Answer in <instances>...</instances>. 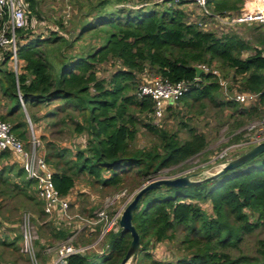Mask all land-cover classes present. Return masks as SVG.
I'll list each match as a JSON object with an SVG mask.
<instances>
[{
    "label": "trees",
    "instance_id": "trees-1",
    "mask_svg": "<svg viewBox=\"0 0 264 264\" xmlns=\"http://www.w3.org/2000/svg\"><path fill=\"white\" fill-rule=\"evenodd\" d=\"M25 2L26 25L16 31L17 74L11 67L9 49L0 50V88L7 100L6 113L0 120L8 121L12 133L23 142L28 139L25 112L31 122L50 118L52 126L69 129V146L49 140L43 153L53 171L54 187L63 198L81 175L91 186L119 189L131 173L156 176L164 169L185 166L205 151L206 136L182 117L175 131L153 122L151 97L137 95L146 73L187 84L186 91L165 112L178 105L189 113L195 103L203 107L205 102L229 107L241 117L264 108L263 33L252 34L253 42L236 33V27L216 34L204 28V20H188L183 8L187 2L96 0L89 2L88 10L70 29L64 27L62 18H54L55 29H50L47 36L35 35L31 17L36 14L40 19L38 0ZM163 2L167 4L160 7ZM244 3L207 0L206 8L224 15L239 12ZM87 33L99 44L88 42L75 50L76 42ZM110 62L116 63V68L108 78L100 76L101 65ZM195 65L231 70L239 90L255 94L256 100L244 105L247 108H239V103L231 99L218 103V79L210 71L196 77ZM43 107L50 108L40 118L35 110ZM140 127L157 138L153 145H134ZM180 129L186 130L187 137H179ZM239 137L234 135L235 139ZM9 158L11 164L1 165ZM0 165V208L4 199L20 193L36 216L46 215L36 195L35 181L26 178L9 151L0 153ZM202 203L210 205V213ZM48 222L38 226L41 238L45 227L56 242L73 234L74 230L61 220L59 210ZM132 224L139 247L129 264H264V237L256 238L253 250L242 248L247 236L264 232V152L214 180L149 190L139 200ZM101 228L102 223H98L89 232L84 229L81 242L95 240ZM15 235L7 245L20 248L16 241L21 240V233ZM130 240V234L117 224L103 236L105 249L72 254L67 264H118ZM162 242L175 243L176 254L155 258L152 249ZM45 243L50 242L46 238L44 242L35 241L39 258L44 257Z\"/></svg>",
    "mask_w": 264,
    "mask_h": 264
},
{
    "label": "rangeland",
    "instance_id": "rangeland-1",
    "mask_svg": "<svg viewBox=\"0 0 264 264\" xmlns=\"http://www.w3.org/2000/svg\"><path fill=\"white\" fill-rule=\"evenodd\" d=\"M95 1L96 0H38L36 8L40 12V19L39 16H36V14H33L31 17V24L32 26H35V28L33 29L34 34L47 36L50 32V29H55L54 18H62L64 21V27L66 29H70L72 23H75L78 17L82 18L85 11L88 10L89 2L93 4ZM153 3L154 2H150L149 4L152 5ZM166 4V2H163L161 3L162 6L160 7H163ZM133 7H138V5H134ZM183 8H185L186 12L188 13L189 21L199 23L204 20V23H202V25L206 26L204 28L213 30L216 34L224 33V31L221 29V27L223 28V26H215L214 21L206 16L205 11H208L207 8L202 9L199 6L191 3H186ZM90 18L91 17H89V19ZM77 24H79V22H77ZM230 28L231 27L228 28V31H231ZM235 32L253 42L252 34H264V25H242L236 28ZM88 42H91L95 46L99 44L95 39H91V37L87 33L85 34V38L76 42L74 47L75 50H78L81 44H85ZM116 66V63L114 64L111 62L101 65L100 76L108 78L116 68ZM213 69L217 68L213 67ZM217 70L220 77H216V79L221 78L225 83L224 86H220V89L217 93L216 100L218 103H220L222 101L230 100L229 97L234 94V92H239L240 90L238 88L239 84L235 79H233V73L231 70ZM146 76L149 77V74L146 73L145 77ZM142 81L143 79L141 80V82ZM6 103V97L1 94L0 88V116L6 113ZM205 104V106L200 107L198 103H195L192 111L189 113H186L185 109L182 106L177 105V108L173 109V111H166L163 117L160 119H156L154 116L152 117V120L155 124L162 125L163 128H166L169 131H175L178 129V122L182 117V120L195 127L199 132L203 133L206 136L208 146L202 154L188 160L185 166L178 165L164 169L156 176L139 177V175H134V173H131L130 176L126 177L123 186L119 189L110 188L103 190L98 186H91L87 182V177L85 175H81V177L76 180L74 188L67 196L69 200V208L66 216L61 217V220L74 230L73 233H75L80 228L82 231L83 229H85L89 232L90 228H93L98 223L95 225H85L83 219L95 221L97 218L96 213L102 208L106 207L107 212H109L114 208L118 209L122 207V205L125 206V204H127L131 200L137 189L145 182L159 177H176L184 175L186 173L196 172L200 173V176H198V178H204L220 170L227 161L234 159L238 153L246 151L250 146H246L243 148L233 147L230 148L228 155L225 156V158H218V156L225 148L231 147L245 139H248V137L252 134V132L249 131V127L260 120V118H262V116L264 115V108H258L251 116L241 117L237 112L232 113L233 110L229 107L220 106L211 102H205ZM238 106L239 108L246 107L240 103L238 104ZM50 107L36 109V116L41 118ZM177 110L179 113H175ZM25 113L28 124V139L27 141H24L25 146H27L28 141H30L32 137L36 138L38 140L37 152L41 156H43L44 153V144L49 140H53L56 145L59 146H69V141L72 135L69 133V129L67 127H65V129H62V127H60L59 125L55 127L52 126V119L50 118H41L37 122H31L27 115V112ZM241 121L242 123L240 124V127L235 126L238 125V123ZM238 134L240 135V137L235 139L234 135ZM178 135L180 138H185L187 137V132L185 129H180L178 130ZM155 140H157L156 137H154L143 127H140L139 132L135 138L134 145L149 147L156 142ZM12 162V159L9 158L7 161H3L2 163L9 165ZM135 181L137 182L135 183ZM133 187L134 189L131 190ZM22 199L24 198L19 193V196H15L11 199L7 198L2 201V205L0 208L2 209V212H0V214L2 215L1 218L7 219L14 226H7L4 227V229L0 228V240L10 242L12 240L11 236H13L11 232H14L19 236L21 233L20 226L23 213H31L33 216H35L33 217V222L37 233V239H41L44 242V239L46 238L50 242L49 244L45 243V246L49 249V251L43 252L44 257H40V264L49 263L52 259L51 255L54 253L55 247L65 240L56 242L52 238H49L50 232L47 227L43 228L42 235H44V237L41 238L40 232L38 231V226L41 222H48L52 220L54 217V213L47 216L43 215L42 217L36 216L33 211L24 204ZM201 206L208 213H210L211 209L208 203H202ZM4 231H6V233ZM81 232L75 233L77 238L75 239V241L77 244H84L81 242ZM260 237H264V232L247 236L246 245L242 246V248L245 249L249 246V249L253 250L256 238ZM2 241H0V264H29L27 256L24 255L21 250H19V247L13 248V246H6ZM103 249H105V246L102 245V240H100L97 246L90 249V251L97 252L98 250ZM172 254H176L175 243L173 242L158 243L152 249V255L157 259L171 257Z\"/></svg>",
    "mask_w": 264,
    "mask_h": 264
},
{
    "label": "built area",
    "instance_id": "built-area-1",
    "mask_svg": "<svg viewBox=\"0 0 264 264\" xmlns=\"http://www.w3.org/2000/svg\"><path fill=\"white\" fill-rule=\"evenodd\" d=\"M168 4L176 2H187L206 9L207 0H166ZM26 2L25 0H0V50L9 49L11 52L10 60L13 71L19 72V59L17 57V37L16 31L26 25ZM209 19L214 21L215 26H223L221 29L225 32L230 29L238 28L242 25L264 24V0H245L244 6L239 12L228 14H217L205 11ZM203 72L210 71L214 76L220 77L218 70L199 65ZM220 86L225 83L218 78ZM187 84L184 81L170 82L160 76L149 74V77L143 76L137 95L149 96L153 101V116L156 119L163 117L165 110L175 104L177 100L186 91ZM229 99L234 100L242 105H248L256 100V95L239 91L234 92ZM252 134L238 144L225 148L218 156L219 159L228 155L230 148H243L246 146H255L264 141V115L256 123L249 127ZM28 146L16 137L11 131L9 122L0 120V153L9 151L11 156L23 169L26 178L35 181L37 198L42 201V208L46 215L55 213L56 210L61 212V217H65L69 208L68 198L60 196L52 180V169L45 162L43 156L37 151L38 140L34 137L28 141ZM249 147V148H250ZM126 205V204H125ZM125 206L116 209L111 216L105 208L96 213V220L83 219L85 225H95L102 223V228L95 240L90 243L77 244L76 234L81 232V228L69 236L64 242L57 245L54 249V256L48 264H67L68 257L72 254H84L90 249L97 246L103 239L105 233L118 224L120 214ZM21 252L28 256L30 264H40V258L36 254L35 241L37 233L32 220L31 213H23L21 217ZM86 227V226H84ZM83 227V228H84ZM84 230V229H83ZM46 248V251L49 249ZM100 252L102 250H99Z\"/></svg>",
    "mask_w": 264,
    "mask_h": 264
},
{
    "label": "water",
    "instance_id": "water-1",
    "mask_svg": "<svg viewBox=\"0 0 264 264\" xmlns=\"http://www.w3.org/2000/svg\"><path fill=\"white\" fill-rule=\"evenodd\" d=\"M195 70L196 77H199L200 74L203 73V69L199 65L193 66ZM264 152V141L261 143L250 147L234 159H231L224 164L220 170L211 174L210 176H206L204 178H198L200 176L199 172L196 173H186L184 175L176 176V177H159L145 182L141 185L137 191L134 193L131 200L125 205L123 208L119 220L118 225L125 231L130 234L131 240L128 245V248L125 252V255L120 260L118 264H129L132 256L137 252L139 247V238L136 229L132 224V216L137 207V204L143 194L147 193L151 189L159 188L161 186L167 187H184L188 185L199 184L204 181L214 180L222 176L226 171L233 169L244 162L250 160L254 156Z\"/></svg>",
    "mask_w": 264,
    "mask_h": 264
},
{
    "label": "crops",
    "instance_id": "crops-1",
    "mask_svg": "<svg viewBox=\"0 0 264 264\" xmlns=\"http://www.w3.org/2000/svg\"><path fill=\"white\" fill-rule=\"evenodd\" d=\"M1 165H5V164L2 163ZM1 165H0V166H1ZM0 212H2V209H0ZM1 217H2V215L0 214V220H1V222H2V227H1V229H4V227H7V226H9V227H13V226H14V225L11 224L7 219H2ZM6 221H7V222H6ZM1 231H2V230H1ZM4 232L6 233V231H4ZM9 232H11V231H9ZM11 233L13 234V236H11V239L13 240V239H14V236H15V233H14V232H11ZM4 235H5V234H4ZM12 240H11V241H12ZM0 241H2V240H0ZM11 241H10V242H11ZM2 242H6V241H2ZM16 242H17L18 245L20 244V240H19V239H18V241H16ZM7 243H8V242L5 243L6 246H8ZM3 244H4V243H3ZM5 244H4V245H5ZM46 252H48V251H46ZM53 256H54V254L51 255V258H52ZM46 264H48V263H46Z\"/></svg>",
    "mask_w": 264,
    "mask_h": 264
},
{
    "label": "clouds",
    "instance_id": "clouds-1",
    "mask_svg": "<svg viewBox=\"0 0 264 264\" xmlns=\"http://www.w3.org/2000/svg\"><path fill=\"white\" fill-rule=\"evenodd\" d=\"M99 251V250H98Z\"/></svg>",
    "mask_w": 264,
    "mask_h": 264
}]
</instances>
